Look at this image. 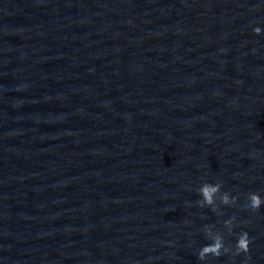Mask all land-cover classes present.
I'll list each match as a JSON object with an SVG mask.
<instances>
[{"label":"water","instance_id":"95a60500","mask_svg":"<svg viewBox=\"0 0 264 264\" xmlns=\"http://www.w3.org/2000/svg\"><path fill=\"white\" fill-rule=\"evenodd\" d=\"M252 192L264 0H0V264H264Z\"/></svg>","mask_w":264,"mask_h":264},{"label":"clouds","instance_id":"9594fccd","mask_svg":"<svg viewBox=\"0 0 264 264\" xmlns=\"http://www.w3.org/2000/svg\"><path fill=\"white\" fill-rule=\"evenodd\" d=\"M253 31L259 34L261 32V29L257 26L253 28ZM217 191H219V185L207 184V183L202 185L200 193L203 198V203L209 204V205L213 204V197ZM222 201L225 204L229 203L227 194H225L222 197ZM262 203H264V198H262L258 193L252 192L249 194L247 207L253 210H256V209H259ZM249 243H250V240L248 238L247 232H241L238 235V238L236 240L235 250L233 254L235 255L241 252L247 253L249 250ZM222 248L224 249V252L228 251V249L224 248L222 239L217 237L213 239L211 243L203 245L199 249L197 253V257L199 260H205L208 256L218 257L222 255V251H221Z\"/></svg>","mask_w":264,"mask_h":264}]
</instances>
